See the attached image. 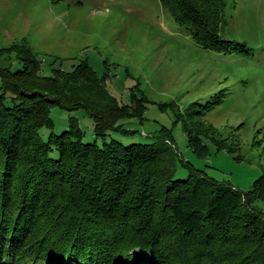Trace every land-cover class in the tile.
I'll list each match as a JSON object with an SVG mask.
<instances>
[{
  "label": "trees",
  "instance_id": "trees-1",
  "mask_svg": "<svg viewBox=\"0 0 264 264\" xmlns=\"http://www.w3.org/2000/svg\"><path fill=\"white\" fill-rule=\"evenodd\" d=\"M233 1L160 0L200 47L228 56L248 50L223 35ZM0 55L22 65L0 68V264H264V175L249 191L216 181L177 152L165 127L126 146L114 134L137 133L126 122H143L150 103L138 85L123 105L87 62L45 76L27 45ZM159 107L199 158L210 155L204 140L227 148L195 106ZM53 108L83 110L95 141L77 118L56 135Z\"/></svg>",
  "mask_w": 264,
  "mask_h": 264
},
{
  "label": "rangeland",
  "instance_id": "rangeland-1",
  "mask_svg": "<svg viewBox=\"0 0 264 264\" xmlns=\"http://www.w3.org/2000/svg\"><path fill=\"white\" fill-rule=\"evenodd\" d=\"M227 14L223 35L246 43V53L204 50L160 0H0V51L27 45L45 76L87 62L123 105L131 104L132 93L140 95L138 85L150 101L144 121L126 122L137 133L115 139L126 146L150 143L162 128L171 129L177 152L196 169L249 191L264 175V0H235ZM1 67L18 71L22 65L14 55H0ZM1 86L0 80V95ZM215 99L224 101L213 107ZM166 103L183 112L195 106L227 148L204 140L210 155L199 158L181 125H174V113L160 109ZM51 117L56 135L77 118L85 141H95L94 122L83 110L53 108ZM187 175L179 163L177 178Z\"/></svg>",
  "mask_w": 264,
  "mask_h": 264
}]
</instances>
